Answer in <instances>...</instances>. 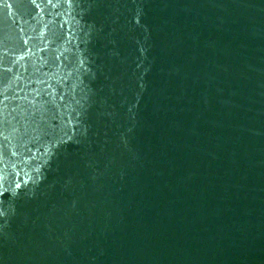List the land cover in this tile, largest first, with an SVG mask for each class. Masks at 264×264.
I'll return each mask as SVG.
<instances>
[{"label":"water","instance_id":"water-1","mask_svg":"<svg viewBox=\"0 0 264 264\" xmlns=\"http://www.w3.org/2000/svg\"><path fill=\"white\" fill-rule=\"evenodd\" d=\"M0 264H264V0H0Z\"/></svg>","mask_w":264,"mask_h":264}]
</instances>
